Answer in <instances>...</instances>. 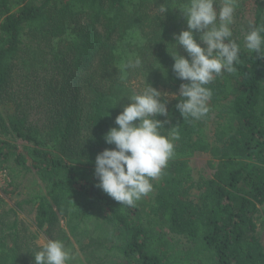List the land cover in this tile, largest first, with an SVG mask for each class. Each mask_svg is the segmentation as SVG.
<instances>
[{"label": "trees", "instance_id": "1", "mask_svg": "<svg viewBox=\"0 0 264 264\" xmlns=\"http://www.w3.org/2000/svg\"><path fill=\"white\" fill-rule=\"evenodd\" d=\"M187 2L0 0V169L9 184L20 172L40 181L26 200L36 230L75 256L76 244L91 249L87 264H264L254 220L264 206V58L236 28L247 14V31L264 25V0H237L239 63L206 86L212 97L200 119H184L175 107L182 97L172 95L187 83L172 70V55L187 57L174 44ZM129 56L142 64L125 76ZM148 83L169 94L162 132L179 125L180 138L152 191L121 205L96 187L95 158L114 147L104 134ZM195 152L210 154V177H193ZM37 238L0 195V264H34Z\"/></svg>", "mask_w": 264, "mask_h": 264}, {"label": "clouds", "instance_id": "2", "mask_svg": "<svg viewBox=\"0 0 264 264\" xmlns=\"http://www.w3.org/2000/svg\"><path fill=\"white\" fill-rule=\"evenodd\" d=\"M237 0H188L179 8L187 22V28L174 34L175 45L183 47L187 57L172 55V66L182 83L175 107L186 119H200L208 113V101L212 90L206 87L223 72L232 73L239 63L240 44L233 39L231 25ZM168 7H162L163 15ZM136 36L143 43L137 32ZM198 36V39H197ZM244 47L264 58V25H250L244 36ZM139 56H129L121 71L127 75L129 69L139 68ZM168 93L148 83L141 91L128 99L130 103L115 117V125L104 134L107 144L96 155L94 176L96 187L121 205L134 206L143 196L150 193L152 179L159 177L168 161L175 154V141L180 138L179 125L173 126L170 134L162 129L168 118ZM109 114V113H108ZM163 116L166 119H157ZM34 264H70L73 252L56 239H49L34 255Z\"/></svg>", "mask_w": 264, "mask_h": 264}, {"label": "rangeland", "instance_id": "3", "mask_svg": "<svg viewBox=\"0 0 264 264\" xmlns=\"http://www.w3.org/2000/svg\"><path fill=\"white\" fill-rule=\"evenodd\" d=\"M249 23V14L246 15L245 20L241 22L239 27H236L241 35L245 36L247 33V26ZM212 120H210L206 125V131L210 134L212 131ZM211 158L210 154L207 152H195L192 156L188 158V163L192 169V175L195 179L200 176L210 177L214 170L209 168L207 161ZM42 191V184L40 181L31 173L20 172L16 181L9 184L6 180L0 177V195H2L9 206H15L18 210V215L25 219L33 230L37 232V241L40 244H45L48 241L46 235L39 230H36L34 226V207L26 202L34 193ZM191 191H195L192 189ZM194 199L193 196H191ZM264 206H260L259 210L255 214L256 223V233L259 237L261 244L264 248ZM76 247V256L74 255V260L70 264H87L85 256L91 253V249H80L78 245ZM73 247H71L72 249Z\"/></svg>", "mask_w": 264, "mask_h": 264}, {"label": "built area", "instance_id": "4", "mask_svg": "<svg viewBox=\"0 0 264 264\" xmlns=\"http://www.w3.org/2000/svg\"><path fill=\"white\" fill-rule=\"evenodd\" d=\"M0 177H2L7 182H9V180H10V176L8 175V173L5 169H0Z\"/></svg>", "mask_w": 264, "mask_h": 264}]
</instances>
